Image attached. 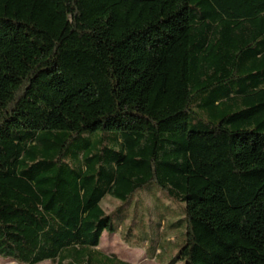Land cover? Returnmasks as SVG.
Segmentation results:
<instances>
[{
	"label": "trees",
	"instance_id": "16d2710c",
	"mask_svg": "<svg viewBox=\"0 0 264 264\" xmlns=\"http://www.w3.org/2000/svg\"><path fill=\"white\" fill-rule=\"evenodd\" d=\"M151 185L169 264H264V0H0V257L130 264L101 201Z\"/></svg>",
	"mask_w": 264,
	"mask_h": 264
},
{
	"label": "rangeland",
	"instance_id": "374dc122",
	"mask_svg": "<svg viewBox=\"0 0 264 264\" xmlns=\"http://www.w3.org/2000/svg\"><path fill=\"white\" fill-rule=\"evenodd\" d=\"M101 135L102 132L84 133L72 144L79 145L86 138L91 143L99 144ZM113 135L111 132L105 133L107 139ZM101 206L106 213H112L116 228L113 234L103 231L96 247L106 255H114L130 264H169L183 245V204L168 199L155 185L140 190L124 205L118 199L106 195ZM0 264L21 263L10 256H2ZM38 264L53 263L44 261Z\"/></svg>",
	"mask_w": 264,
	"mask_h": 264
},
{
	"label": "crops",
	"instance_id": "0c3cea01",
	"mask_svg": "<svg viewBox=\"0 0 264 264\" xmlns=\"http://www.w3.org/2000/svg\"><path fill=\"white\" fill-rule=\"evenodd\" d=\"M156 251H157V247L155 248V251H154V254H156ZM178 262H181V261H178ZM182 263V262H181ZM183 264V263H182Z\"/></svg>",
	"mask_w": 264,
	"mask_h": 264
}]
</instances>
